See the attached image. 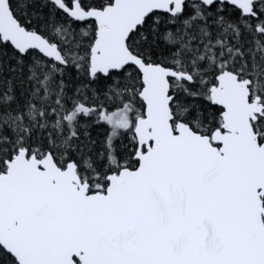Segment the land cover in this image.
<instances>
[{
    "label": "snow or ice",
    "instance_id": "6c2138e0",
    "mask_svg": "<svg viewBox=\"0 0 264 264\" xmlns=\"http://www.w3.org/2000/svg\"><path fill=\"white\" fill-rule=\"evenodd\" d=\"M0 264H264V0H0Z\"/></svg>",
    "mask_w": 264,
    "mask_h": 264
}]
</instances>
